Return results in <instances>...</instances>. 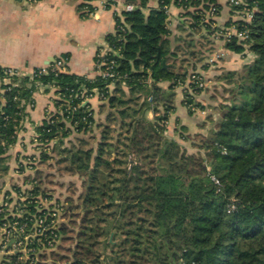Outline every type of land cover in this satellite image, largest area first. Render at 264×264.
I'll return each instance as SVG.
<instances>
[{
  "label": "trees",
  "instance_id": "obj_1",
  "mask_svg": "<svg viewBox=\"0 0 264 264\" xmlns=\"http://www.w3.org/2000/svg\"><path fill=\"white\" fill-rule=\"evenodd\" d=\"M148 1L115 15V31L106 37L111 51L96 56L97 65L116 62L113 78L50 68L35 80L16 78V86H2L0 163L16 143L23 102H33L36 82L52 84L61 99L53 100L54 111H47L36 132L40 143L53 144L57 164L81 182L77 203L57 200L63 207L59 243L44 255L51 261L39 264H264V0H243L253 18L227 24L246 30L248 38L225 48L252 61L223 75L232 82L231 98L198 152L170 138L167 125L177 89L191 72L201 74L198 64L205 68L215 50L221 27L208 11L214 7L218 15L221 0H159L156 9ZM172 3L182 9L174 41L168 38ZM82 87L98 90L104 122H97L91 103L74 97ZM205 89L189 83L183 92L189 113L205 109L196 101ZM96 134L94 146L89 140ZM52 157L43 151L41 162ZM8 170L2 168L5 175ZM43 174L36 172L40 185L49 177ZM231 204L235 209L229 210ZM62 241L72 243L67 254L57 252Z\"/></svg>",
  "mask_w": 264,
  "mask_h": 264
},
{
  "label": "crops",
  "instance_id": "obj_2",
  "mask_svg": "<svg viewBox=\"0 0 264 264\" xmlns=\"http://www.w3.org/2000/svg\"><path fill=\"white\" fill-rule=\"evenodd\" d=\"M85 0H40L34 3H24L17 0H0V68L12 67L25 72L43 67L63 55H68L67 70L69 73L93 79L99 75L96 56L106 45V37L116 28L115 15H121L125 4H138L139 0H115V6L103 8L98 1L88 4L93 8L92 15L82 17ZM222 6L216 16L217 25L227 28L229 23L241 20L239 12L233 10L230 0H221ZM148 8L159 7V0H149ZM146 13L149 10L145 11ZM182 9L172 3L168 8L169 39L174 41L178 34L177 26L181 21ZM216 51H223V57L215 64H198V71L204 76L207 87L197 95V101L205 109L189 113L183 105L182 89H177L176 110L171 114L166 134L183 144L187 149L195 150L188 136H206L214 126L205 120L209 111L217 106V100L211 94V88L225 72L240 71L252 59L249 54H237L227 50L222 41L215 43ZM213 52V53H214ZM212 54V53H211ZM209 54V56L211 55ZM206 63V61H205ZM179 67V64L177 63ZM165 88L168 84H162ZM113 88V87H111ZM126 90V89H125ZM53 90L37 88L33 94V108H26L25 118L21 129L17 132L16 143L10 148L20 156L32 144L36 128L46 117L47 111H53ZM95 111V119L104 122L107 111L100 109L101 101L93 98L90 101ZM209 105L210 107H207ZM154 114L149 112L147 117L152 119ZM221 119V114L217 121ZM95 132H98L97 130ZM189 139H181V134ZM192 152V151H191Z\"/></svg>",
  "mask_w": 264,
  "mask_h": 264
},
{
  "label": "built area",
  "instance_id": "obj_3",
  "mask_svg": "<svg viewBox=\"0 0 264 264\" xmlns=\"http://www.w3.org/2000/svg\"><path fill=\"white\" fill-rule=\"evenodd\" d=\"M24 3H34L40 0H17ZM92 1H98L103 8L115 6V0H85L86 4ZM231 6L240 7L241 20L250 22L253 18V9H251L243 0H230ZM135 8L133 4H125L124 10L131 11ZM169 8V7H168ZM84 12L92 15V11L84 7ZM211 18H216L217 10L211 7L208 11ZM217 40H220L224 45L228 42L244 41L248 38L246 30L238 29L236 25H231L227 28H221L214 35ZM109 46L105 45L104 49L100 50L99 57L104 58L107 52H110ZM223 51H216L208 58L210 65L215 64L223 57ZM68 59L58 57L53 62H49L43 67H39L25 72L18 68L2 67L0 68V94L4 92L2 86H16L14 79L27 77L29 80H35L38 75L46 74L48 69H52L58 73L68 72ZM99 70L105 66V70H100L99 74L105 78H113L115 76L114 67L116 62L113 60L102 61L97 65ZM189 83L195 84L198 89L206 88V80L204 76L198 72H191L188 77L187 84L181 85L182 93L188 88ZM37 88L42 90H53V100H60L61 96L56 94L57 87L52 84L36 82ZM186 92V91H185ZM191 93V89H189ZM74 97L79 98L83 104L90 103L93 98L99 99L97 89L90 92L82 87L79 94ZM197 101V97H196ZM23 122L26 114V108H33L34 103H24ZM78 105L72 107V111L78 109ZM199 109L192 107L193 112ZM54 111V110H53ZM51 112V111H49ZM52 117V116H51ZM20 123V124H21ZM32 144L22 153L21 159L16 161L13 169V174L10 178L15 181L14 185H7V179L2 180L0 184V264H39L48 263L51 261L48 255L51 251L56 250L59 243V225L62 219V203L58 202L57 198L51 196V192L46 188V184H39V179L36 178V172L44 171L43 176L47 172L42 169L41 153L43 151L51 154L53 144H42L39 142L37 132L32 138ZM45 177H43V180ZM27 179V183L24 180ZM20 180L23 182L20 183ZM212 180L219 184L215 176ZM235 209V205L231 204L229 210ZM46 257V259H43ZM181 264H188L182 261Z\"/></svg>",
  "mask_w": 264,
  "mask_h": 264
},
{
  "label": "rangeland",
  "instance_id": "obj_4",
  "mask_svg": "<svg viewBox=\"0 0 264 264\" xmlns=\"http://www.w3.org/2000/svg\"><path fill=\"white\" fill-rule=\"evenodd\" d=\"M227 73V72H225ZM225 73H222L220 76L221 78L219 80H216L215 82H219L218 84H214L211 88V94L212 92L214 93V98L217 100V106L213 107V110L209 111V117H205V120H207V122L209 121V124L211 126L216 127V124L219 122L217 121L220 114L222 117V112H223V107L225 104H229V99L231 98V94H230V89L232 88V82H230L228 79H223V75ZM207 86V84H206ZM239 99V103H240ZM207 107H210L209 105H206ZM225 109V108H224ZM211 133V132H210ZM210 133H208L206 136H202V135H193V137L188 136L190 138V140H193V143H190L191 145L194 146L195 150H190L187 149L189 152H198V144L200 143L201 140L207 138L210 136ZM98 134V132H97ZM97 134L95 135V139H92V136H90V144L95 146L96 144V139L98 138ZM72 143H75L74 139H71ZM71 142L69 143V145L71 144ZM67 144V143H66ZM68 145V144H67ZM202 152V151H201ZM204 153V152H203ZM51 155L53 156L52 158H50V160H48L46 163H42V169H44L47 174H48V178L45 182L46 184V188L51 192V196L55 197L59 200H64L67 197L72 198L73 200H76L77 203V199L78 196L81 192V182L78 179L77 176H72L67 174L62 168L63 166H60L57 164V161L60 159V156L58 154V152H51ZM21 156L16 155V160L13 161L14 159V153L13 151H11L9 149V151L6 153L5 155V159L3 161H1L0 163V184H2V180L3 179H7V185L8 186H12L15 183V181H13L10 176L13 174V169L16 161L21 159ZM4 166H8L9 170L6 173V175L4 174V172H2V168ZM2 172V173H1ZM4 174V175H3ZM7 177V178H6ZM27 179L24 180V183H27ZM23 181L20 180V183H22ZM71 199V200H72ZM71 242H66V241H62V245L63 247L58 249V253L60 254H67V251H65V247H69L71 246ZM47 257V256H46ZM46 257H44L43 259H46ZM63 263V262H61Z\"/></svg>",
  "mask_w": 264,
  "mask_h": 264
},
{
  "label": "water",
  "instance_id": "obj_5",
  "mask_svg": "<svg viewBox=\"0 0 264 264\" xmlns=\"http://www.w3.org/2000/svg\"><path fill=\"white\" fill-rule=\"evenodd\" d=\"M55 59H52L51 62H53ZM0 102H1V97H0Z\"/></svg>",
  "mask_w": 264,
  "mask_h": 264
}]
</instances>
